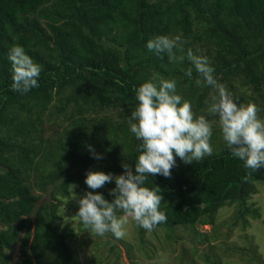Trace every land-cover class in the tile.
Masks as SVG:
<instances>
[{
    "label": "trees",
    "instance_id": "obj_1",
    "mask_svg": "<svg viewBox=\"0 0 264 264\" xmlns=\"http://www.w3.org/2000/svg\"><path fill=\"white\" fill-rule=\"evenodd\" d=\"M157 35H180L184 54L191 49L208 57L236 103L254 102L264 119V0H0V264H84L71 242L77 233H92L81 222L63 221L68 185L83 194L93 164L113 175L123 173L122 163L135 164L140 141L127 121L143 82L155 75L175 79L194 113L206 115L213 89L197 84L202 77L187 59L169 62L164 53L149 51L146 43ZM14 45L42 67L38 86L26 93L12 89L8 54ZM190 67L191 78L185 75ZM208 119L212 155L192 164L177 157L170 178L149 177L145 186L161 189L167 222L153 231L134 222L142 251L147 233L157 239L163 231L175 241L178 228L214 229L226 207H233L231 226L243 232L249 220L261 219L253 198L264 184V168L246 169L223 140L217 119ZM90 148L103 158H94ZM96 192L113 199L106 190ZM108 234L116 259L117 244L131 252L124 238ZM238 251L256 257L252 245ZM186 253L182 249L181 258ZM228 257L224 264L232 261ZM203 258L221 262L218 253Z\"/></svg>",
    "mask_w": 264,
    "mask_h": 264
},
{
    "label": "clouds",
    "instance_id": "obj_2",
    "mask_svg": "<svg viewBox=\"0 0 264 264\" xmlns=\"http://www.w3.org/2000/svg\"><path fill=\"white\" fill-rule=\"evenodd\" d=\"M183 44L180 35H157L147 41L146 47L157 55L164 53L169 62L183 63L185 59L190 62L202 77L197 84L213 89L210 102H206V115L194 113L191 102L178 94L175 79L155 75L138 86L137 103L127 121L130 133L140 141L136 145L135 164L122 163L124 171L120 175L87 172L84 183L93 191H86L82 196L74 191L78 185H68L71 199L78 203L73 217L92 234L103 237L110 233L116 239H123L129 220L147 231L167 222L166 214L160 210L164 200L161 189L145 185L154 175L170 178L171 170L177 166V157L185 164H192L212 155L213 124L208 117L217 119L223 140L246 169L264 168V119L259 115L260 108L254 102L238 105L233 94L213 75L209 58L195 55L191 49L184 54ZM177 50L181 55H177ZM8 59L13 90L26 93L38 86L42 67L22 46H12ZM185 75L191 78V67ZM89 150L94 158H103L93 149ZM112 182L115 187L109 190L113 197L109 202L95 190Z\"/></svg>",
    "mask_w": 264,
    "mask_h": 264
},
{
    "label": "rangeland",
    "instance_id": "obj_3",
    "mask_svg": "<svg viewBox=\"0 0 264 264\" xmlns=\"http://www.w3.org/2000/svg\"><path fill=\"white\" fill-rule=\"evenodd\" d=\"M90 171L102 170L99 164H93ZM258 187L260 193L254 196L253 201L261 208L262 216L260 220H249V227L244 232L240 226H231L233 207H226L218 212L217 224L214 229L208 225H197L195 228L187 230L178 228L176 233L180 239L175 241L165 239L163 231H157V239L151 233H147L144 237L146 241L145 251H142L138 246L136 226L133 221L129 220L125 226L127 234L124 240L131 245V252L128 253L123 246L117 244L120 249L119 259H116L114 254L109 251L108 242H113L109 234H105L103 237L91 234L90 237H87V233H77L71 242V247L80 255L84 264L90 263L94 259H97L96 264H206L203 255L210 254L212 256L216 253L220 255V264H224L226 256H229L227 261L232 260L230 264H264V184L259 183ZM101 189L108 193L110 190L104 186L95 191ZM88 191L93 190L89 189ZM76 193L78 196L84 194ZM77 210L78 203L76 200H72L70 196L60 211L63 221L71 222L74 226L79 222L73 217ZM194 230L197 234L194 233ZM84 245H87V249L84 248ZM251 245L254 249L256 248V257L251 252L242 255V252L238 251L240 248L246 249ZM88 249L91 251L90 256H88ZM182 249L187 251L183 258H181ZM191 250L195 251V255ZM148 254L152 255L150 260L145 257ZM252 257L253 260L249 259Z\"/></svg>",
    "mask_w": 264,
    "mask_h": 264
}]
</instances>
